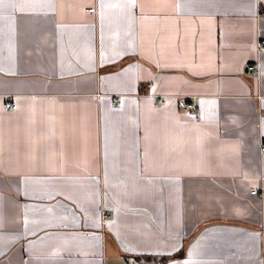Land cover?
<instances>
[{
	"label": "crops",
	"instance_id": "1",
	"mask_svg": "<svg viewBox=\"0 0 264 264\" xmlns=\"http://www.w3.org/2000/svg\"><path fill=\"white\" fill-rule=\"evenodd\" d=\"M259 37L264 0H0V264H264Z\"/></svg>",
	"mask_w": 264,
	"mask_h": 264
},
{
	"label": "built area",
	"instance_id": "2",
	"mask_svg": "<svg viewBox=\"0 0 264 264\" xmlns=\"http://www.w3.org/2000/svg\"><path fill=\"white\" fill-rule=\"evenodd\" d=\"M88 11H93V8H88ZM257 52H261L264 51V38L259 37L257 40ZM247 70L251 71V72H258L259 71V65H258V61H251L247 64ZM163 100H160L157 104L162 103ZM111 104L113 106L117 105V101L116 99H113ZM186 108L187 111L194 117V118H198V113L196 111L195 105L191 102H187L186 104ZM5 108L6 109H12L13 108V104L11 102H6L5 103ZM260 150L263 152L264 151V141L261 142L260 144ZM252 193H256V189H252L251 190Z\"/></svg>",
	"mask_w": 264,
	"mask_h": 264
},
{
	"label": "trees",
	"instance_id": "3",
	"mask_svg": "<svg viewBox=\"0 0 264 264\" xmlns=\"http://www.w3.org/2000/svg\"><path fill=\"white\" fill-rule=\"evenodd\" d=\"M162 260H165V258H162Z\"/></svg>",
	"mask_w": 264,
	"mask_h": 264
}]
</instances>
